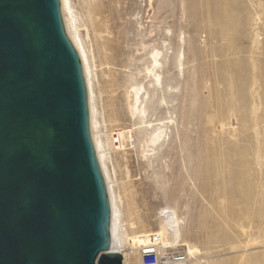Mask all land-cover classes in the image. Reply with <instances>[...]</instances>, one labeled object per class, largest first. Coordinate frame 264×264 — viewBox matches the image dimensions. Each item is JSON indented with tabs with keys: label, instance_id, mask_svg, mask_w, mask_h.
Here are the masks:
<instances>
[{
	"label": "rangeland",
	"instance_id": "rangeland-1",
	"mask_svg": "<svg viewBox=\"0 0 264 264\" xmlns=\"http://www.w3.org/2000/svg\"><path fill=\"white\" fill-rule=\"evenodd\" d=\"M86 1L107 129L135 141L108 165L126 219L153 231L174 211L189 264H264V0H118L116 53Z\"/></svg>",
	"mask_w": 264,
	"mask_h": 264
},
{
	"label": "water",
	"instance_id": "water-1",
	"mask_svg": "<svg viewBox=\"0 0 264 264\" xmlns=\"http://www.w3.org/2000/svg\"><path fill=\"white\" fill-rule=\"evenodd\" d=\"M0 264H122L77 0H0Z\"/></svg>",
	"mask_w": 264,
	"mask_h": 264
},
{
	"label": "bare ground",
	"instance_id": "bare-ground-1",
	"mask_svg": "<svg viewBox=\"0 0 264 264\" xmlns=\"http://www.w3.org/2000/svg\"><path fill=\"white\" fill-rule=\"evenodd\" d=\"M86 4V15L91 25L97 26L96 33H109L114 35L112 40L105 39V45L106 47H108L107 49L109 51H115L114 53H116L118 51V48L116 50V47L112 46V43L118 40V32L114 31L118 27V0H87ZM82 25L84 28L85 24ZM86 33L87 34L85 37L88 38L87 29ZM88 52L91 60L92 56L89 48ZM159 56L160 54L158 51H152L150 57L152 65L158 64ZM176 64L178 66L181 65V54L177 55ZM104 122L106 127L107 194L110 205V248L114 250L120 248L124 244V242H127V240L128 242H132L133 245L140 244L143 242L144 238L151 234L153 236H158L163 244H171L177 241L180 242V221L178 220L177 215L174 211H163L160 214V222L158 224V227L153 231H148L149 229H139L138 225L133 221V219H126L122 200L118 192H115L114 184L112 181L115 172L112 165L111 152L116 151V149L112 145V132L108 131L105 118ZM130 137L131 130L118 129L119 146L117 151H124L125 143L130 139ZM108 165H110V168L112 169V174L108 169ZM110 174L113 176H111ZM185 243L181 244V246L186 247L187 253L192 258V260L195 259V257H197L198 255H201V251L196 246ZM135 261V263H137V260ZM191 261L189 263H191Z\"/></svg>",
	"mask_w": 264,
	"mask_h": 264
},
{
	"label": "built area",
	"instance_id": "built-area-1",
	"mask_svg": "<svg viewBox=\"0 0 264 264\" xmlns=\"http://www.w3.org/2000/svg\"><path fill=\"white\" fill-rule=\"evenodd\" d=\"M111 138L113 147L118 150V130L112 131ZM131 138L125 143L127 149H132L135 145L134 138ZM110 251L121 255L122 264H134L135 260V264H189L192 259L179 241L163 244L158 236L152 234L140 244L133 245L127 240L120 248H110Z\"/></svg>",
	"mask_w": 264,
	"mask_h": 264
}]
</instances>
